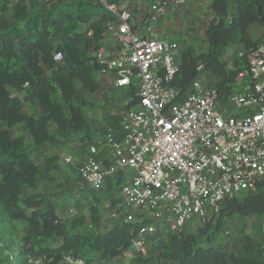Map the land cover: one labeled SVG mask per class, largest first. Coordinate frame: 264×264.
I'll list each match as a JSON object with an SVG mask.
<instances>
[{
	"label": "trees",
	"instance_id": "obj_1",
	"mask_svg": "<svg viewBox=\"0 0 264 264\" xmlns=\"http://www.w3.org/2000/svg\"><path fill=\"white\" fill-rule=\"evenodd\" d=\"M46 1L44 5L38 0H17L11 6L4 3L1 8L0 220L10 226L26 225L17 264H29L28 254L35 260L43 259L42 264H62L67 254L81 256L90 263L108 264L120 260L131 247L138 230L152 220L144 218L103 232L71 235L73 225L83 219L63 221L56 201L35 191L41 179L61 167L48 162L42 168L34 158L46 159L45 154L28 148L25 141L31 137L32 145L40 149L45 144H55L59 138L66 142L76 135L82 143L96 135L92 122L80 108L86 101L80 100L77 92L79 85L93 93L99 90L100 85L94 78L99 69L92 53L99 50L106 25L114 19L101 0ZM118 1L107 0V4ZM211 7L214 16L208 24L207 51L195 55L190 46L179 47L180 66L174 85L186 91L200 76L198 66L203 65L204 73L215 78L214 86L225 102L238 84L239 75L248 71L245 57H235L228 68L226 50L236 43L245 48L257 43L248 31L253 24L264 25V0H211ZM5 14L8 17L3 16ZM82 25L87 29L81 32ZM55 55L60 59L56 60ZM128 94L132 97L133 91ZM135 104V101L129 102L128 110ZM26 105L39 107L41 116L27 115ZM106 127L118 130L120 118L109 117ZM17 128L23 134L15 137L14 129ZM125 180L124 175L119 174L107 179L106 193L102 192L104 189H89L84 193L90 199L87 209L92 225L98 227L101 220L98 209L101 197L107 195L114 209ZM236 214L264 218V191L226 201L219 216L208 221L197 234L185 231L181 235H171L165 246L159 248L157 258L154 251H149L147 255H134L130 264H153L154 261L163 264H264L262 242L257 244L245 238L236 252H229L227 245L219 240L226 231L224 224ZM58 240L60 243L52 247ZM3 251L0 249V264H13Z\"/></svg>",
	"mask_w": 264,
	"mask_h": 264
},
{
	"label": "built area",
	"instance_id": "obj_2",
	"mask_svg": "<svg viewBox=\"0 0 264 264\" xmlns=\"http://www.w3.org/2000/svg\"><path fill=\"white\" fill-rule=\"evenodd\" d=\"M131 1L146 8L139 20L130 9L118 10L116 4L101 0L116 19L106 25L112 43L92 57L99 76L111 79L116 89L133 91L130 102L136 104L121 117L120 128L104 136L107 158L89 154L77 170L94 191L103 190L108 178L123 174L120 198L128 221L152 220L132 239L128 250L132 259L149 253L161 227L181 235L189 225H205L218 217L226 201L264 191V36L239 54L247 59L248 71L239 75L246 82L225 102L217 87L200 77L182 92L174 85L179 45L159 37L171 4ZM183 3L174 1L178 6ZM197 71L202 74L204 66ZM61 162L71 164L73 158L64 155ZM4 241L0 237V249L16 264L10 243ZM21 241L19 236L17 242ZM27 260L43 263L30 254ZM61 263L100 264L71 254Z\"/></svg>",
	"mask_w": 264,
	"mask_h": 264
},
{
	"label": "rangeland",
	"instance_id": "obj_3",
	"mask_svg": "<svg viewBox=\"0 0 264 264\" xmlns=\"http://www.w3.org/2000/svg\"><path fill=\"white\" fill-rule=\"evenodd\" d=\"M16 1L17 0H0V16L2 13L1 8L2 6H4V3H6V5L11 6ZM38 1L44 5L47 2L46 0ZM134 4L135 3H132L131 0H119L116 3V6L118 10L130 9V11L134 15L135 20V16L138 15V9L137 7H135ZM111 15L115 20V14L111 13ZM3 16L8 17V15L6 14ZM106 28L104 31L105 36H103V40H101L100 42V48L108 47L112 43V35L107 32ZM86 29L87 26L85 25H82L80 27L81 32L85 31ZM260 30H264V25L255 24L251 26L248 33L252 38H257L260 34ZM204 37V30L196 34L194 43L192 44V46H190L191 49L194 51L195 55H200L207 51L208 43L206 42ZM54 43L56 44L57 41H55ZM179 47L181 48L182 45L179 44ZM239 52V45L238 47L237 45H234L233 48L229 47L226 50V60L228 61V68L231 67V62L233 60L232 57L235 55L238 56ZM199 77L202 80L208 82L210 85H215V78L210 73L203 72L202 74H200ZM94 78L100 85L99 90L93 93L88 89L82 88V85H79L77 96L78 98H80V100L86 101V104L81 105L80 108L81 111L84 112L85 117L92 122L93 129L97 131L96 137L104 138V136L110 131L106 127L107 117L113 114L115 116L121 117L126 111H128L127 104L129 103V101L127 98H122V93H118L111 86V82L108 79L100 77L98 73L94 74ZM245 82L246 79H239L238 84L234 88L241 87V85ZM24 112L27 115L29 114L30 116H33L35 118H39L42 113L39 107L28 105L24 107ZM14 130L15 137L19 134H23L20 130H18V128ZM78 138L79 137L74 135L72 138H69L66 142L63 139L59 138L55 144H45L40 149H35V146L32 145L33 141L31 137L26 138L25 145L28 146V148H31L35 151L37 150V152L43 151L42 154H45L46 159L42 156L34 158L37 164L42 166V168H45L49 162V164L55 163V166L59 165L61 167L60 170L55 169V171H51L48 177H45L39 181L38 186L35 190L36 193L41 195H48L56 201L58 207H60L61 218L63 221H65L66 219H83L82 222L73 225V228L70 231L71 235L103 232L113 228L116 225L128 223V216L127 214L123 213L122 200L120 198V193H118L116 198V206L114 209L111 208V201L107 195L101 197V199L99 200L100 203L98 204L101 220L98 227L92 225V216L87 209L89 205L88 202L90 199H87L84 194L87 193L91 187L86 184L85 190H81V187L84 185V183L81 181V179H79V176L77 175L75 170V167L80 162L79 157H77L75 154V148L77 147L79 142ZM90 141L92 140H88L87 142L90 143ZM63 155L71 156L73 158V163L66 164L61 162V158L63 157ZM105 190L106 187L102 192L106 193ZM112 215L116 216L113 217ZM14 226H10L8 222L0 220V237L5 240V244L10 243L8 249L15 256L18 262L20 244L17 242V239L19 238V236L22 235L23 231H25L26 225L25 223H18ZM204 226L205 225L202 224L193 226L189 225L185 229V231L191 234H197L198 231ZM224 229L226 231L229 230L230 234L226 235V231L224 230L225 232H223V234L218 237L219 240L222 242L223 245H227V250L229 252H236L241 247L245 238H248L252 242L257 244L263 241L264 218L259 219L252 216L241 217L236 214L226 221V223L224 224ZM170 237L171 234L168 232L167 228L161 227L159 230V234L156 237L157 244L153 242V244L150 246V251H154L156 258L160 254L159 248L165 246ZM59 243V240L56 241V243H54L52 247ZM2 254L5 255L4 251ZM127 257L128 256L125 253V255L120 260L111 261L108 264H130L131 259H129L130 257ZM153 264L163 263H161L160 261H154Z\"/></svg>",
	"mask_w": 264,
	"mask_h": 264
},
{
	"label": "crops",
	"instance_id": "obj_4",
	"mask_svg": "<svg viewBox=\"0 0 264 264\" xmlns=\"http://www.w3.org/2000/svg\"><path fill=\"white\" fill-rule=\"evenodd\" d=\"M168 1L171 4V6H169L168 12L166 16L164 17V19L162 20V23L159 27V37L164 40L176 42L178 45L180 44L182 46H192L196 38V34L204 30V33H205L204 39L207 42L206 34H207L208 24L213 19V16H214L212 7H211V0H184V3L179 6L174 4L175 0H168ZM135 2L141 3V0H135ZM137 9L139 10V13H138V16H139L138 20H139L145 14L146 8L145 6H143V4H140L137 6ZM262 36H264V30H260V34L258 35L257 38H252L251 36L250 37L255 42L259 40ZM234 45H237V47L238 45L240 46L239 54L243 52L245 49L243 45H240L237 43ZM234 45L230 47L233 48ZM239 54L238 56L237 55L233 56L232 57L233 60L236 56L239 57ZM108 80L111 82V86L113 87V83L111 79H108ZM113 88L118 93H122L123 95L122 98L123 97L127 98L128 101L130 102L131 95L129 96L128 94L130 91L129 89H116L115 87ZM112 116H115V115L114 114L109 115L106 120H108V118ZM121 117H119L120 120H121ZM109 130L117 131L113 129L112 130L109 129ZM96 136L97 134L91 135L90 140L92 141H90V143L87 142L88 140H85L82 143L80 141L78 142V145L75 148L76 150L75 154L77 157H79L80 162H83L86 156H88L89 154L94 155L99 160H104L107 158L109 154V148L103 145L102 143L103 138H97ZM82 137H84V135H80V138ZM83 188H85V186L81 187V189ZM129 252L130 251L126 252L127 256Z\"/></svg>",
	"mask_w": 264,
	"mask_h": 264
}]
</instances>
